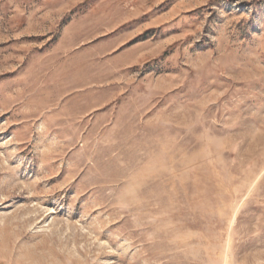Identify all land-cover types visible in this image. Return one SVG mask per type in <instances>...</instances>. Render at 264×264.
<instances>
[{
	"label": "rangeland",
	"instance_id": "obj_1",
	"mask_svg": "<svg viewBox=\"0 0 264 264\" xmlns=\"http://www.w3.org/2000/svg\"><path fill=\"white\" fill-rule=\"evenodd\" d=\"M0 264H264V0H0Z\"/></svg>",
	"mask_w": 264,
	"mask_h": 264
}]
</instances>
